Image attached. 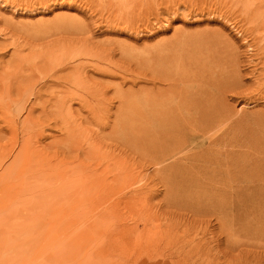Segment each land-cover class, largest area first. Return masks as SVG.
Segmentation results:
<instances>
[{"label": "rangeland", "instance_id": "rangeland-1", "mask_svg": "<svg viewBox=\"0 0 264 264\" xmlns=\"http://www.w3.org/2000/svg\"><path fill=\"white\" fill-rule=\"evenodd\" d=\"M0 157V264H264V0H0Z\"/></svg>", "mask_w": 264, "mask_h": 264}, {"label": "bare ground", "instance_id": "bare-ground-1", "mask_svg": "<svg viewBox=\"0 0 264 264\" xmlns=\"http://www.w3.org/2000/svg\"><path fill=\"white\" fill-rule=\"evenodd\" d=\"M32 94H34V93H32ZM187 99H189V100H187ZM65 104H66V102H63V100H60V105H59L60 107L57 108L59 113H60V111H61V113L63 112L62 109L64 106H66ZM172 104H174L175 107ZM19 106L20 105H18V107ZM42 106H43V104H42ZM43 108H45V107L43 106ZM60 108H61V110H60ZM149 108H150V110H149L150 113H148L147 116L150 115V117L145 119L143 116V119L147 122L149 127H151L153 129L154 134L150 133V135L155 137L156 141L154 140L153 147L157 149V150L155 149L153 151V153L157 154L156 155V156H158L157 160H160L162 162L166 158H171V157L177 155L178 153L182 152L185 145H182L180 143L177 145L178 140H175L174 138H172V136H170L168 133H166L164 131H163V133L160 134L161 130H163V129L167 130L169 127H175V128L178 127V130L186 129V128H190L192 130H194V129L195 130H197V129L203 130L204 129V130H208L210 132L209 139H211V141L213 143V142H217L216 137L214 136L213 133L217 131L219 123L221 124L224 121L223 116L217 110L216 104H214L213 101H210L208 99H207V101L206 100L201 101V100H197V99H195V100L190 99V97L189 98L188 97L187 98L181 97L179 101H174L166 95H165V98L160 97L159 95H155L153 100L150 101V103H149ZM29 114L31 115L30 112H29ZM23 125H24V123H23ZM209 126L211 127V130L208 128ZM67 129H68V127H67ZM69 130L70 129H68V131ZM157 131H158V133H157ZM23 132H24V130H23ZM196 133H197V131H196ZM175 136H177V134H175ZM172 145H176V146H175V148H172L173 150H170ZM22 154H23V151H20V156ZM17 155H18V153H17ZM0 158H2V157H0ZM16 158H17V156H16ZM17 161L20 162V159H18ZM2 163L3 162L0 161V168H1V166H3ZM238 164H240V163H238ZM5 174L7 177V173H5Z\"/></svg>", "mask_w": 264, "mask_h": 264}]
</instances>
